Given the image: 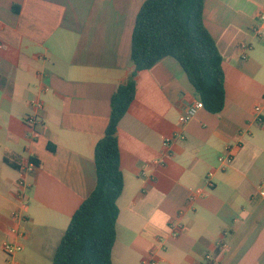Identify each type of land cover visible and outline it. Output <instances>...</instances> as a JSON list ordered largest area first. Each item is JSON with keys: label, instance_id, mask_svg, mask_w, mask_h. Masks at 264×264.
Returning <instances> with one entry per match:
<instances>
[{"label": "crops", "instance_id": "1", "mask_svg": "<svg viewBox=\"0 0 264 264\" xmlns=\"http://www.w3.org/2000/svg\"><path fill=\"white\" fill-rule=\"evenodd\" d=\"M145 1L0 0V264H53L95 190V149L134 71ZM204 21L223 58L225 107L181 125L199 99L180 63L166 57L137 74L118 127L113 264H264V0H205ZM21 180L29 203L17 222ZM5 242L23 250L8 258Z\"/></svg>", "mask_w": 264, "mask_h": 264}, {"label": "trees", "instance_id": "2", "mask_svg": "<svg viewBox=\"0 0 264 264\" xmlns=\"http://www.w3.org/2000/svg\"><path fill=\"white\" fill-rule=\"evenodd\" d=\"M204 8L205 0H147L142 5L132 36L134 71L113 94L109 123L95 149L97 186L74 214L53 264H113L117 201L124 189L118 127L135 100L139 72L172 57L205 109L213 114L224 109L223 58L205 26Z\"/></svg>", "mask_w": 264, "mask_h": 264}, {"label": "built area", "instance_id": "3", "mask_svg": "<svg viewBox=\"0 0 264 264\" xmlns=\"http://www.w3.org/2000/svg\"><path fill=\"white\" fill-rule=\"evenodd\" d=\"M241 48L245 49V48H247V45L242 44ZM34 105L38 108L42 107L41 103H34ZM203 109H205L204 103L202 101L198 100L194 106L188 108L185 111V113L180 117V119H179L180 124L185 125V124L189 123L190 121H192L196 117L198 111L203 110ZM261 109H262L261 106H257L255 108L256 113L259 114L261 112ZM259 120L261 121L262 119L259 118ZM26 124L29 128H31L37 134L36 128L41 124V121L39 120V118L37 116H30L26 119ZM163 146H164V149L168 150L170 147V140H165L163 142ZM221 160L225 161L224 159H221ZM230 160H231V157L228 158V161H230ZM26 189H27V187H26L25 182L23 180H21L19 182V187L17 190V201L19 203V207L12 214V218L17 222L21 221V220H25L24 213L27 211L28 203H29V200H28V197L26 194ZM202 193H203V191L200 188L195 189V190H191L190 195H189V201L191 203L196 201V199H198L202 195ZM261 195L264 196V185H263L262 190H261ZM178 230H179V225H177V224L174 225L172 227V235L177 236ZM13 232L17 237H25L24 233H19L17 230H14ZM22 250H23V246L20 243L5 242L3 244L4 254L8 258H11V259H13L14 256L16 254H18L19 252H21ZM13 264H17V263L15 261H13Z\"/></svg>", "mask_w": 264, "mask_h": 264}]
</instances>
